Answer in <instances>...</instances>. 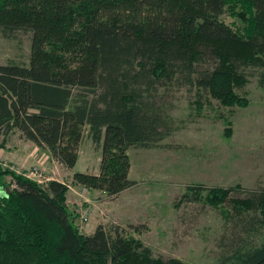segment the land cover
I'll use <instances>...</instances> for the list:
<instances>
[{
    "label": "trees",
    "instance_id": "trees-1",
    "mask_svg": "<svg viewBox=\"0 0 264 264\" xmlns=\"http://www.w3.org/2000/svg\"><path fill=\"white\" fill-rule=\"evenodd\" d=\"M18 30L30 32L29 59L0 64V136L18 132L71 168L86 127L99 172H74L71 182L107 197L136 182L129 148L152 147L171 130L151 98L162 80L245 105L235 92L242 68L264 65V0H0L1 34ZM188 188L213 207L229 201L241 219L246 235L220 263L264 264V239L249 237L264 227V187L242 198H229V187ZM69 192L66 182L0 166V264H185L117 224L81 231Z\"/></svg>",
    "mask_w": 264,
    "mask_h": 264
},
{
    "label": "rangeland",
    "instance_id": "rangeland-1",
    "mask_svg": "<svg viewBox=\"0 0 264 264\" xmlns=\"http://www.w3.org/2000/svg\"><path fill=\"white\" fill-rule=\"evenodd\" d=\"M222 18L240 23L226 14ZM29 49L30 32L18 30L8 37L0 32V64L9 59L28 63ZM242 72L246 81L235 92L245 105L221 104L196 85L162 80L151 98L166 116L170 132L152 147L129 148V177L136 182L118 195L107 197L80 186L70 190L68 208L83 227L117 224L140 238L154 255L179 258L185 264H221L220 258L246 235L241 219L237 221L229 201L213 207L202 198L190 199L193 193L188 187H229V198L264 187V65L247 66ZM17 142L16 137L11 145ZM100 152L85 127L71 174L98 173ZM0 166L19 174L24 171L9 166L1 155ZM61 177L66 181V175ZM2 179L8 182L10 176ZM185 192L189 195L183 196ZM199 194L202 197L205 191ZM83 229L87 231L86 226ZM250 235L260 242L264 227Z\"/></svg>",
    "mask_w": 264,
    "mask_h": 264
},
{
    "label": "crops",
    "instance_id": "crops-1",
    "mask_svg": "<svg viewBox=\"0 0 264 264\" xmlns=\"http://www.w3.org/2000/svg\"><path fill=\"white\" fill-rule=\"evenodd\" d=\"M17 137V140L20 141L19 143L17 142V145L14 143V146L11 145L12 142L14 141V138ZM2 141V138L0 142ZM27 144V148H25V145ZM15 147V148H12ZM18 146H21L22 150L20 152H16V148ZM24 147V148H23ZM0 155L2 158L9 164V166L13 168H18L22 170H26L30 168V166H38L40 169L43 170V173L48 176L49 179H56L61 182H66L68 183V189H76L79 186H76L75 184H72L71 179H72V174L70 172V168H67L63 166L61 163H59L57 160H55L46 149L39 148L36 146L33 142L23 139L19 136L18 132H15L8 137H6L4 141V145L0 147ZM80 156V146L78 150V157ZM77 157V158H78ZM72 168V167H71ZM62 175H66L64 181L62 179ZM90 192L93 193H99L97 190H91ZM70 195V192H69ZM69 198V197H68ZM76 196H74L73 200H75ZM72 201V200H70ZM71 210V209H70ZM76 214V213H74ZM96 218V216H94ZM97 219V218H96ZM90 220V219H89ZM74 223L79 226V228L82 230L83 228L87 231H83L85 233H90L95 226L98 223L102 222H96L95 224L92 225H85L80 224L79 217L75 216ZM83 229V230H84Z\"/></svg>",
    "mask_w": 264,
    "mask_h": 264
},
{
    "label": "built area",
    "instance_id": "built-area-1",
    "mask_svg": "<svg viewBox=\"0 0 264 264\" xmlns=\"http://www.w3.org/2000/svg\"><path fill=\"white\" fill-rule=\"evenodd\" d=\"M42 171L43 170L40 169L38 166L32 165V166H30V168L24 170L22 173L24 176H26L32 180H35L36 182L42 183V182L48 180L46 177H45V179H43L45 174ZM82 189L84 190V188H82ZM82 220L83 221L86 220V217L83 216Z\"/></svg>",
    "mask_w": 264,
    "mask_h": 264
},
{
    "label": "water",
    "instance_id": "water-1",
    "mask_svg": "<svg viewBox=\"0 0 264 264\" xmlns=\"http://www.w3.org/2000/svg\"><path fill=\"white\" fill-rule=\"evenodd\" d=\"M4 141H5V139L3 138L2 141L0 142V147H2L4 145Z\"/></svg>",
    "mask_w": 264,
    "mask_h": 264
}]
</instances>
